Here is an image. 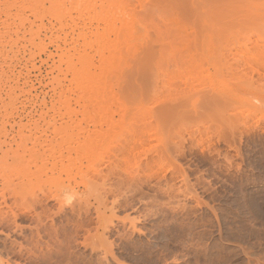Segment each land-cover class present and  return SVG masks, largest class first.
<instances>
[{"label": "rangeland", "instance_id": "obj_1", "mask_svg": "<svg viewBox=\"0 0 264 264\" xmlns=\"http://www.w3.org/2000/svg\"><path fill=\"white\" fill-rule=\"evenodd\" d=\"M185 6L0 0V264H264V15Z\"/></svg>", "mask_w": 264, "mask_h": 264}, {"label": "bare ground", "instance_id": "obj_2", "mask_svg": "<svg viewBox=\"0 0 264 264\" xmlns=\"http://www.w3.org/2000/svg\"><path fill=\"white\" fill-rule=\"evenodd\" d=\"M185 1V0H184ZM204 1H206V0H186V6H185V10H186V12H185V14H187L188 16H189V20L190 19H192V22H194V20L196 19V23H198V24H194L193 25V23L192 24H190L188 27L186 26V25H188L190 22H188V24H186L185 26H183V24H182V30H183V28H186V31L187 32H185L186 33V35H184L185 33H183V35H184V37H187V38H189L191 41L192 40H195V39H198L195 35V33H197L196 31L197 30H199L200 31V33L202 34H206V35H209L208 37H210V35L212 36V34H217L216 36H219V34L221 35L222 33L225 35L224 36V38L226 37V35H231L232 36V39L233 40H235V41H237L236 39L238 38V35L240 34L239 33V31H241V34H243L244 32L246 33V35H250L249 33L251 32V35H252V32H254V31H250L252 28L254 29V25H255V22L257 21H259L260 19H261V17H260V19L258 20V18H259V15H264V12H263V8L261 9L260 8V4H262V3H264V2H262L261 0H256V2L255 1H253V2H255V3H251L252 2V0H251V2L249 1V0H213V1H215L214 3H217L216 5V10L214 11V10H210V9H206V8H208V7H206V4H205V2ZM207 1H209V0H207ZM206 1V2H207ZM212 1V0H211ZM261 1V2H260ZM260 2V3H259ZM214 3H209V4H211L212 6L211 7H213L214 5ZM177 4V3H176ZM207 5V6H210V5ZM181 5V4H180ZM262 5H264V4H262ZM182 7V6H181ZM218 7V8H217ZM262 7H264V6H262ZM173 8V7H172ZM175 8V7H174ZM210 8V7H209ZM215 8H213V9H215ZM182 9V8H181ZM262 10V12H261V10ZM172 10V9H171ZM174 11V10H173ZM182 11V10H181ZM180 11V12H181ZM175 12H177V11H175ZM173 13V12H172ZM179 13V12H178ZM182 13H183V11H182ZM175 14V13H174ZM177 14V13H176ZM179 15V14H178ZM182 15H184V14H182ZM258 15V16H257ZM179 17V16H178ZM186 17V16H185ZM216 19H215V18ZM258 17V18H257ZM263 17V16H262ZM173 18H175L176 19V17H173ZM182 18V17H181ZM255 18H257V20L254 22L253 20L255 19ZM174 19V20H175ZM177 19H179V18H177ZM183 19H184V17H183ZM186 19V18H185ZM263 19V18H262ZM174 22V21H173ZM176 22V21H175ZM252 22H254V24L252 23ZM256 22V23H257ZM253 24V26H252V28H251V26H250V24ZM175 24V23H174ZM176 24H178V23H176ZM179 24H181L180 22H179ZM178 24V25H179ZM170 25H172L173 26V24L171 23H169V26ZM177 26V25H176ZM197 26V29L195 28V27ZM171 27V26H170ZM199 27V28H198ZM263 27V26H262ZM167 28V27H166ZM171 29H173V28H171ZM175 29V28H174ZM173 29V30H174ZM240 29V30H239ZM250 29V30H249ZM257 29V28H256ZM264 28H262V34H264V30H263ZM176 30H179V28L178 29H176ZM180 30H181V28H180ZM185 30V29H184ZM196 30V31H195ZM255 30V29H254ZM256 31V30H255ZM179 32V31H178ZM217 32V33H216ZM163 33V32H162ZM176 33V32H175ZM174 33V34H175ZM181 33V32H180ZM199 33V32H198ZM199 33V34H200ZM219 33V34H218ZM258 33H259V29H258ZM177 34V33H176ZM200 34V35H201ZM202 34V35H203ZM260 34H261V32H260ZM261 34V36H258L259 34H257V36H258V38L257 39H255L254 40V42L251 44L252 46H253V48L255 49H257V48H259L258 46H260V44H262L261 42H264V35H262ZM158 35V34H157ZM168 35H169V33H168ZM181 35V34H180ZM183 35H181V36H183ZM253 35H254V33H253ZM170 36V35H169ZM199 36V35H198ZM205 36V35H204ZM222 36V35H221ZM242 36H244V35H242ZM173 37V36H172ZM180 37V36H179ZM196 37V38H195ZM206 37V36H205ZM214 38H215V36H213ZM228 37V36H227ZM230 37V36H229ZM247 37V36H246ZM174 38H175V36H174ZM200 38V37H199ZM218 39L219 38H223V37H217ZM222 39V40H226V39ZM243 38H245V37H243ZM186 39V38H185ZM185 39H182V40H185ZM188 39V40H189ZM230 39V38H229ZM188 40H187V43H189L188 42ZM189 40V41H190ZM203 40H205L204 39V37H203ZM177 41V40H176ZM186 41V40H185ZM190 41V42H191ZM199 41V40H198ZM234 41V42H235ZM157 42V41H156ZM160 42H162V41H160ZM163 42H164V40H163ZM179 42V41H178ZM194 42V41H193ZM193 42H192V45H193ZM203 43L205 42V41H202ZM245 42H247V43H250L251 41H250V39H248V38H246V40H245ZM173 43V42H172ZM181 43V42H180ZM180 43H178L179 45H180ZM198 43H200V42H198ZM217 43V42H216ZM219 43H221L220 41H219ZM165 44V43H164ZM174 44V43H173ZM186 44V43H185ZM191 44V43H190ZM197 44V43H196ZM230 44V43H229ZM233 44H235V43H233ZM233 44H232V46H233ZM241 44V43H240ZM240 44L238 45V46H240ZM169 45V44H168ZM222 45V44H221ZM160 46V45H159ZM165 46V45H164ZM186 46V45H185ZM187 46H189V45H187ZM218 46V45H217ZM231 46V47H232ZM235 46V45H234ZM237 46V45H236ZM262 46V47H261ZM260 47L261 48H263V49H261L262 51H263V53H264V43L261 45ZM177 47V46H176ZM203 47H205V46H203ZM207 47V46H206ZM218 47H220V46H218ZM223 47V46H222ZM164 48H166V46L164 47ZM168 48V47H167ZM166 48V49H167ZM187 48V47H186ZM189 48V47H188ZM191 48V47H190ZM196 48V47H195ZM194 48V49H195ZM226 48V47H225ZM234 48V47H233ZM239 48H243L242 49V51H241V49H239L238 50V53L239 52H241V54L243 55V56H245L248 52H249V49H248V47H247V45H245V44H243L242 43V47L240 46ZM252 48V47H251ZM148 49V48H147ZM183 49V48H182ZM198 49H200V48H197V50ZM256 49L254 50V51H256ZM184 50V49H183ZM192 50H193V48H192ZM226 50V49H225ZM258 50V49H257ZM143 51V50H142ZM179 51V50H178ZM185 51H186V49H185ZM259 51H260V49H259ZM168 52V51H167ZM180 52H181V50H180ZM179 52V53H180ZM188 52H190L189 50H188ZM193 52V51H192ZM196 52H198V51H196ZM214 52V51H213ZM144 53V52H143ZM149 53V52H148ZM182 53V52H181ZM195 53V52H194ZM194 53H192V54H194ZM207 53V52H206ZM217 53V52H216ZM223 53V52H222ZM229 53V52H228ZM227 53V54H228ZM256 53V52H255ZM259 53H261V52H259ZM154 54V53H153ZM159 54V53H158ZM157 54V55H158ZM161 54V53H160ZM191 54V52H190V54L189 55H192ZM230 54V53H229ZM232 54V53H231ZM140 55V54H139ZM183 55H185L184 54V52H183ZM182 55V56H183ZM187 56H188V54H186ZM221 55V54H220ZM262 55V54H261ZM194 56V55H193ZM199 56H200V54H199ZM228 56V55H227ZM230 56V55H229ZM161 57V56H160ZM184 57V56H183ZM191 57V56H190ZM196 58H197V56H195ZM218 57V56H217ZM231 57V56H230ZM239 57V56H238ZM248 57V56H247ZM246 57V58H247ZM194 58V57H193ZM234 58V57H233ZM232 58V59H233ZM241 58V57H240ZM245 58V57H244ZM249 58V57H248ZM160 59H162V58H160ZM198 59V58H197ZM201 59H202V55H201ZM237 59V58H236ZM191 60V59H190ZM203 60V62H204V59H202ZM223 60H225V59H223ZM180 61H182V60H180ZM184 61V60H183ZM197 61V60H196ZM209 61V60H208ZM232 61V60H231ZM235 61V60H234ZM252 61V60H251ZM141 62H142V60H141ZM186 62V61H185ZM191 62V61H190ZM199 62V61H198ZM236 62V61H235ZM250 62V61H249ZM263 62V61H262ZM164 63V62H163ZM187 63H188V61H187ZM192 63V62H191ZM194 63V62H193ZM206 63H208V62H206ZM240 63V62H239ZM238 63V64H239ZM253 63H254V61H253ZM199 64V63H198ZM197 63H196V65H198ZM200 64H201V62H200ZM227 64V63H226ZM247 64H248V60H247ZM256 65L258 64V65H260L259 64V61L258 62H256L255 63ZM185 65V64H184ZM221 65V64H220ZM219 65V66H220ZM229 65V64H228ZM254 65V64H253ZM255 65V66H256ZM262 65V64H261ZM163 66H164V64H163ZM187 66H190V63H189V65H187ZM191 66H194L193 64H191ZM201 66V65H200ZM178 67H179V65H178ZM180 67H181V65H180ZM186 67V66H185ZM224 67V66H223ZM244 67V66H243ZM190 68V67H189ZM196 68H198V66L196 67ZM196 68H193L194 69V71L196 70V71H198V69H196ZM201 68V67H200ZM199 68V69H200ZM206 68V67H205ZM205 68H204V70H205ZM221 68V67H220ZM226 68H227V66H226ZM233 68V67H232ZM246 68V67H245ZM256 68V67H255ZM261 68H262V66H261ZM191 69V68H190ZM218 69V68H217ZM223 69V68H222ZM244 69V68H243ZM251 69V68H250ZM264 69V68H263ZM180 70H181V68H180ZM179 70V71H180ZM183 70H184V68H183ZM192 70V69H191ZM202 70H203V68H202ZM225 70V69H224ZM241 70V69H240ZM261 70V69H260ZM176 71V70H175ZM178 71V70H177ZM182 71V70H181ZM186 71V70H185ZM200 71H201V69H200ZM200 71H199V73H200ZM206 71V70H205ZM208 71V70H207ZM216 71V70H215ZM235 71H236V69H235ZM245 71V70H244ZM249 71V70H248ZM253 71H254V69H253ZM184 72V71H183ZM192 73H194L193 71H191ZM191 72H189V74L191 75L192 73ZM202 72V71H201ZM228 72V71H227ZM251 72V71H250ZM255 72V71H254ZM178 73V72H177ZM187 73V72H186ZM197 73V72H196ZM206 73V72H205ZM232 73V72H231ZM231 73H230V75H231ZM243 73V72H242ZM247 73V72H246ZM253 73V72H252ZM257 73V72H256ZM264 73V72H263ZM208 74V73H207ZM227 74V73H226ZM229 74V73H228ZM237 74V73H236ZM180 75H182V74H180ZM186 75V74H185ZM200 75V74H199ZM198 75V76H199ZM240 75V74H239ZM198 76H195V77H197L198 78ZM203 76V75H202ZM218 76H220V75H218ZM222 76V75H221ZM226 76V75H225ZM224 76V77H225ZM233 76V75H232ZM238 76V75H237ZM242 76H243V74H242ZM242 76H240V77H242ZM186 77V76H185ZM195 77H193V78H195ZM228 77V76H227ZM230 77V76H229ZM192 77H191V81H192V79H193ZM219 78V77H218ZM232 78H235V77H232ZM243 78V77H242ZM179 79V78H178ZM182 79H183V77H182ZM182 79H180V81L182 80ZM200 79V78H199ZM205 79V78H204ZM236 79V78H235ZM239 79V78H238ZM250 79H251V77H250ZM253 79V78H252ZM184 80V79H183ZM185 80L187 81V79L185 78ZM190 80V79H189ZM194 80H196V79H194ZM203 80V79H202ZM205 80H207V79H205ZM215 80V79H214ZM240 80V79H239ZM242 80V79H241ZM249 80V79H248ZM185 81V82H186ZM197 81V80H196ZM201 81V80H200ZM212 81V80H211ZM233 81H234V79H233ZM254 81V80H253ZM183 82V81H182ZM204 82V81H203ZM235 82V81H234ZM252 82V81H251ZM190 83V82H189ZM188 83V84H189ZM195 83V82H194ZM216 83V82H215ZM214 83V84H215ZM200 84H202V85H204L203 83H200ZM199 84V85H200ZM208 84V83H207ZM210 84V83H209ZM223 84V83H222ZM183 85V84H182ZM206 85V84H205ZM221 85V84H220ZM185 86H186V88H190V86H191V83H190V85H188V87H187V84H185ZM198 86V85H197ZM196 86V87H197ZM210 86V85H209ZM218 86V85H217ZM193 87V85L191 86V88ZM185 88V89H186ZM198 88V87H197ZM210 88V87H209ZM181 89H183V88H181ZM202 89V88H201ZM205 89V88H204ZM207 89V88H206ZM213 89V88H212ZM192 90V89H191ZM198 90V89H197ZM203 91V90H202ZM197 92V91H196ZM205 93V92H204ZM206 93H208V92H206ZM172 94V93H171ZM173 95V94H172ZM202 95V94H201ZM177 96V95H176ZM170 97V96H169ZM212 97V96H211ZM173 99V98H172ZM175 99V98H174ZM210 99V98H209ZM159 100H160V98H159ZM164 100V99H163ZM168 100V99H167ZM205 100V99H204ZM176 101V100H175ZM179 101V100H178ZM181 101V100H180ZM217 101V100H216ZM164 102H166V101H164ZM171 102V101H170ZM169 102V103H170ZM179 104V103H178ZM228 105V104H227Z\"/></svg>", "mask_w": 264, "mask_h": 264}]
</instances>
